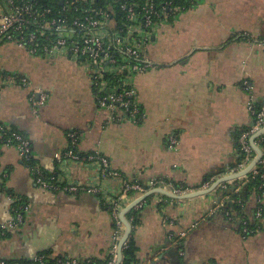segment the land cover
<instances>
[{"label":"crops","instance_id":"obj_1","mask_svg":"<svg viewBox=\"0 0 264 264\" xmlns=\"http://www.w3.org/2000/svg\"><path fill=\"white\" fill-rule=\"evenodd\" d=\"M263 40L264 0H202L163 24L147 47L159 66L132 80L140 124H107V111L78 63L33 56L0 41V74L6 78L0 123L28 138L32 162L58 186L37 184L21 152L0 132V227L18 211L23 215L17 228L5 235L0 230V259L32 262L48 253L105 263L115 234L110 199L118 198L122 214L147 195L124 197L123 180L163 181L162 190L170 193L174 184L187 185L193 193L206 191L209 180L229 177L240 135L254 123L249 107L264 105ZM72 132L79 136V154L99 153L123 180L105 174L100 162L67 158ZM70 185L79 191L64 190ZM153 196L133 209L139 264H179L180 258L183 264H264V230L244 238L236 222L214 211L217 188L185 200ZM259 204L264 194L253 195L250 211ZM182 233L184 251L178 255L170 235Z\"/></svg>","mask_w":264,"mask_h":264},{"label":"built area","instance_id":"obj_2","mask_svg":"<svg viewBox=\"0 0 264 264\" xmlns=\"http://www.w3.org/2000/svg\"><path fill=\"white\" fill-rule=\"evenodd\" d=\"M175 1L177 0H0V41L13 42L33 56L65 58L80 65L84 64L90 84L98 95L99 106L107 111V124L119 121L139 124L143 113L136 101L132 80L138 74H144L159 66L148 56L147 47L154 33L182 12V8L174 4ZM189 1L196 4L199 0ZM258 43L264 45V40ZM21 82L27 84L28 80L23 78ZM110 84H122V88L111 87ZM45 100L46 97L43 96L39 104H43ZM249 110L254 123L249 130L242 133L239 140L244 159L228 176L239 175L254 165L249 173L261 174L264 178V172L261 173L264 171V134L253 141L264 130V106L257 110L251 105ZM0 132L8 137L7 143L16 146L23 160L28 162L32 155L30 141L1 123ZM78 138L77 133H70L71 145L75 146ZM170 145L171 148H176V137L170 138ZM256 149L260 150L261 156ZM65 156L75 162H100L105 174L122 179L120 173L110 170L109 161L99 153L81 156L69 150ZM33 176L40 186L58 189L56 183L47 181L39 168L33 169ZM244 178L223 182L216 188L226 190L229 185H234L235 192L238 193L242 185L235 181ZM215 183L216 180H209L204 190L211 189ZM166 186L165 182L159 180H151L145 185L137 181L123 180L122 194L124 197L136 193L145 195L156 189H165ZM79 189L77 185L64 188L70 193H76ZM89 191L106 194L98 188H91ZM190 193L189 190L176 188L172 192L177 196ZM227 199L228 196L225 197ZM223 203L224 200L219 199L214 211H220ZM110 209L115 220V234L112 260L108 264H123L119 252L125 226L121 220L122 210L118 198L110 199ZM226 216L230 217V213ZM261 216L260 209L256 217ZM22 222V212L18 211L12 222L0 227L1 233L5 235L8 230L17 228ZM243 233H247L246 228H243ZM184 236L185 233H182L179 237L181 239ZM175 243L178 244L179 240ZM52 260L55 264H96L92 259L70 256L52 258L46 255L36 256L33 262L50 264ZM0 264L21 263L0 259Z\"/></svg>","mask_w":264,"mask_h":264},{"label":"trees","instance_id":"obj_3","mask_svg":"<svg viewBox=\"0 0 264 264\" xmlns=\"http://www.w3.org/2000/svg\"><path fill=\"white\" fill-rule=\"evenodd\" d=\"M168 1V0H167ZM202 0H199L196 4L192 3L189 0H177L174 2V4L176 6H179L182 8V12H188L190 10L195 9L199 3ZM179 14H177L176 16H178ZM173 20V19H172ZM3 42H8V41H3ZM1 76V74H0ZM16 79L21 82V79H19L18 77H16ZM6 80V78L4 76L0 77V84L4 83V81ZM22 83V82H21ZM111 87L113 86H117L122 88V84H110ZM264 106V105H263ZM263 106H255L257 108V110H260ZM142 112V111H141ZM143 121V119H142ZM141 121V122H142ZM140 122V123H141ZM139 123V124H140ZM8 129V128H7ZM250 129V128H249ZM247 129V130H249ZM12 132L21 134L19 132H16L12 129H9ZM245 130V131H247ZM245 131H243L242 133H244ZM241 133V135H242ZM22 135V134H21ZM240 135V137H241ZM24 138L28 139L27 137H25L24 135H22ZM4 140L8 141V137L4 136L3 137ZM71 143V142H70ZM78 144L79 141L76 143V145H71L70 150H73L74 152L78 153ZM13 145V144H12ZM79 154V153H78ZM94 154V153H93ZM81 155V154H79ZM92 155V154H89ZM82 156V155H81ZM32 155L31 158L28 162H26L32 169L36 168V165H34V163L32 162ZM244 159V156L241 152V146L239 143L238 146V156H237V161L236 164L234 166V168L238 165V163H240L242 160ZM40 169V168H39ZM264 171H261V173H263ZM47 181L51 184L56 183V179L55 178H49L45 175ZM139 182V181H137ZM141 184H143L142 182H139ZM235 183H238L240 185H242L241 189L239 190L238 193L235 192L236 187L234 185H229L228 189L223 190L218 189V191L220 192V200H224V203L222 205V207L220 208V212L221 214H223L225 216V218H227L228 220H231L233 222H236L239 225V232L241 233V235L244 238H248L251 237L253 235H255L256 233H259L261 231L264 230V205L263 204H259V206L257 207V209L253 210L252 212L250 211V201L253 197V195H262L264 194V178H262L261 174L259 175H253L252 173H249L244 179L242 180H236ZM145 185V184H143ZM174 188L176 189H180L183 191H188L189 190V186L187 185H181V184H174ZM229 197V199L225 200V197ZM164 197V196H162ZM154 196L151 195L149 196V198L147 199V202H151L153 200ZM166 198V197H164ZM235 201H240V203H236ZM261 209V218H257V212L258 210ZM230 213V217H227L226 214ZM137 216H138V212L136 210L131 211L127 218L130 221V223L132 224V226H136L137 224ZM246 223V225L244 226L243 223ZM243 228L247 229V233H243ZM170 239L172 241L175 240V242L177 240H179V243L176 244V249L179 255V251H184V246H183V241L182 239L178 238L179 235L178 234H171L170 235ZM138 248L136 246V243L134 241V237L133 235L129 238V240L127 241L126 247L123 249V264H139L138 262ZM39 255H46L49 256L50 254L48 253H41ZM166 256H168V254H166ZM112 260V255L111 257H109V259L104 263L95 261L96 264H108L110 261ZM180 263L179 264H183L181 258L179 259ZM20 262V261H17ZM21 264H34V262H20ZM50 264H55L54 261L52 260V262ZM208 264H218L216 262H212V263H208Z\"/></svg>","mask_w":264,"mask_h":264},{"label":"water","instance_id":"obj_4","mask_svg":"<svg viewBox=\"0 0 264 264\" xmlns=\"http://www.w3.org/2000/svg\"><path fill=\"white\" fill-rule=\"evenodd\" d=\"M264 134V130L262 132H260L257 136H255L253 138V141L258 137V136H261ZM257 150V153L259 154V156H261V152L260 150L256 149ZM256 164V163H255ZM254 165H251L246 171H244L243 173L239 174V175H235V176H229V177H225L221 180H219L217 183H215V185L210 189V190H206V191H199V192H193V193H190V194H186V195H183V196H177V195H174L170 192H166L165 190H162V189H157V190H153L151 191L149 194H147L146 196H144L142 199H140L139 201L135 202L133 205L129 206L126 210H124L121 214V220L124 224V226L126 227V233L121 241V244H120V260L123 258V247L125 245V243H127V241L129 240L130 236H131V233H132V225L131 223L126 219L125 215L132 211L136 206H138V204H140L141 202H143L148 196L150 195H153L155 193H160V194H163L164 196H167L171 199H175V200H185V199H191V198H196V197H199V196H203L205 194H208L210 192H212L214 189H216V187L223 183V182H227V181H230V180H235V179H239V178H242L244 176H246L250 169L253 167Z\"/></svg>","mask_w":264,"mask_h":264},{"label":"rangeland","instance_id":"obj_5","mask_svg":"<svg viewBox=\"0 0 264 264\" xmlns=\"http://www.w3.org/2000/svg\"><path fill=\"white\" fill-rule=\"evenodd\" d=\"M190 11H192V10H190ZM188 12H189V11H188ZM56 61H57V60H56ZM58 61H59V60H58ZM76 64H77V63H76ZM77 65H78V66H77ZM77 65H76L77 67H79V68L81 67V69H82L84 72H86L85 69H84V64H83V65L77 64Z\"/></svg>","mask_w":264,"mask_h":264}]
</instances>
